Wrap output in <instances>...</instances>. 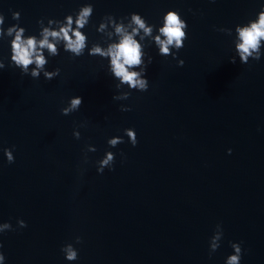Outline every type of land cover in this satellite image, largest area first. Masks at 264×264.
Here are the masks:
<instances>
[{
  "label": "water",
  "instance_id": "water-1",
  "mask_svg": "<svg viewBox=\"0 0 264 264\" xmlns=\"http://www.w3.org/2000/svg\"><path fill=\"white\" fill-rule=\"evenodd\" d=\"M86 3L93 8L88 24H73L86 37L82 55L48 37L58 55L40 49L47 63L38 78L30 75L35 64L28 74L12 64L16 30L9 29L39 41ZM262 6L264 0H0V264H227L234 244L239 264H264V39L260 59L253 52L244 63L236 31ZM169 10L186 22L187 38L160 55L155 37L165 39L159 29ZM125 34L141 46L142 64L129 71L141 72L153 58L146 91L120 83L110 57L89 54L107 52ZM56 68L46 80L44 71ZM75 96L82 104L63 115ZM109 153L114 161L98 173ZM69 248L74 261L66 259Z\"/></svg>",
  "mask_w": 264,
  "mask_h": 264
},
{
  "label": "clouds",
  "instance_id": "clouds-1",
  "mask_svg": "<svg viewBox=\"0 0 264 264\" xmlns=\"http://www.w3.org/2000/svg\"><path fill=\"white\" fill-rule=\"evenodd\" d=\"M93 8L91 4H84L79 8V14L76 16L75 20L73 15H67L64 17L66 24L60 27L59 31H49L44 29L43 39L37 41L34 38H29L26 41L21 39V35L24 29H9V35L12 34L13 30H16L15 39L11 45V56L10 59L16 67H18L22 73H29V65L35 64V68L31 70V77L38 78L40 72L43 71L47 61L40 49L47 48L49 53L52 55H58L57 49L53 43L49 42L48 37H52L55 40L62 39L65 42V50L70 51L76 56H80L83 53V49L86 46V37L81 34L79 30H73V24H75L76 29H82L89 22V17L92 15ZM132 23H134L137 28L143 29L146 34H150L152 31L151 27H146V21L137 13H131ZM13 18L18 19L19 13H13ZM164 26L159 29L160 33L165 37L161 40L159 36L155 37L156 43L159 45L160 55H169V46L175 45L177 50L183 47V41L187 38L185 29L187 24L182 20L176 11L169 10L164 16ZM124 19V18H121ZM40 21H37L39 23ZM51 22V21H50ZM3 23V18L0 17V24ZM137 28L132 29V33H136ZM72 32V36L69 32ZM115 31L119 34L123 31L121 26H117ZM236 31L238 32L240 43L237 45V49L240 53V60L247 63V57L251 56L253 52H256V60L260 59L259 47L260 41L264 39V6L257 13L254 20H249L244 26L237 25ZM74 37V39H73ZM38 45V46H37ZM90 55L99 54L101 56L110 57L111 71L114 77L119 78L120 83L127 84L130 88H139L142 91H146L148 88V80L145 78V71L148 64L152 63V57L149 56L148 63L144 65L141 72L129 71V68L133 66H139L142 64L141 59V46L135 39H133L132 34L123 35L122 39L118 44L112 45L108 48L107 52L102 51L99 47L94 48L90 51ZM231 63H235V58H230ZM183 61L179 60L177 62L178 66L183 65ZM4 68V64L0 63V69ZM59 68L53 71H44V78L46 80H51L59 74ZM143 74L144 78H139ZM83 100L79 96H75L71 99V102L67 108L61 110L63 115H68L70 112L78 110ZM127 135L133 146L136 145V134L134 130H127ZM118 141L113 139L109 141L113 146ZM231 152V149L228 150ZM4 157L8 163L14 161L12 151L5 148L3 149ZM110 161H114V156L109 153L106 159L102 160L101 168L97 169L98 173L103 172V166L109 164ZM111 170V168H110ZM21 228L26 227V223L23 220H18ZM4 227L10 229V224H5ZM219 237H217L218 239ZM218 245H213L215 249ZM235 254L228 257L227 264H239L241 259V247L238 245H232ZM5 257L0 253V260ZM66 259L69 261H74L77 259V252L73 251L71 248L68 249L66 254Z\"/></svg>",
  "mask_w": 264,
  "mask_h": 264
}]
</instances>
